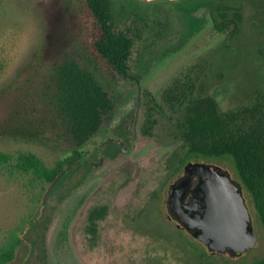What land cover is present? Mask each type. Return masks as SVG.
I'll list each match as a JSON object with an SVG mask.
<instances>
[{
    "label": "rangeland",
    "instance_id": "obj_1",
    "mask_svg": "<svg viewBox=\"0 0 264 264\" xmlns=\"http://www.w3.org/2000/svg\"><path fill=\"white\" fill-rule=\"evenodd\" d=\"M130 1L133 0H111L114 28L127 30L133 37L129 73L139 77L141 94L149 92L159 100L167 80L181 72L182 66L201 62L198 58L207 56L225 35L217 32L210 21L200 22L198 17L194 24L199 30L195 35L177 51L163 53L166 45L155 36L154 10H135ZM76 7L77 0H0V150L13 157L30 152L53 167L68 154L66 144L50 136L44 127L50 123L47 83L54 66L62 61L75 59L91 70L115 103L100 133L84 145L85 153L91 154L109 135L111 125L134 109L136 83L121 76L111 80L88 56L75 21ZM242 23L243 40L235 42V49L241 51L232 53L226 63L240 61L242 68L236 69L235 63L231 74L241 71L237 76L247 77L244 68L251 54L255 55V48L246 33L251 37L254 22ZM179 42L175 39L168 47ZM161 54L166 55L160 58ZM203 71L206 72V67ZM219 72L220 68L211 75ZM255 76L258 75L254 73ZM225 83L217 79L203 83V92L216 93L223 110L247 104L256 91L264 92V81L259 78ZM28 132L35 133L34 137L26 138ZM173 133L174 125L164 121L155 136L126 154L125 166L118 175L102 176L98 172L78 185H75L78 172L73 178L65 177L48 194L43 219L36 223L34 218L50 182L18 171L14 160L0 164V246L12 232L21 236L15 257L6 264H247L264 257V230L245 188L242 193L256 236L251 249L233 255L210 253L190 234L177 233L175 224L166 217L167 197L170 183L182 170L177 173L175 166L168 168V159L176 151L178 159L184 157L186 149L177 145ZM189 161L218 166L232 180L239 181L228 157ZM99 205L108 206L109 213L98 223L96 238L90 239L86 214ZM201 251L211 257H200Z\"/></svg>",
    "mask_w": 264,
    "mask_h": 264
},
{
    "label": "trees",
    "instance_id": "obj_2",
    "mask_svg": "<svg viewBox=\"0 0 264 264\" xmlns=\"http://www.w3.org/2000/svg\"><path fill=\"white\" fill-rule=\"evenodd\" d=\"M75 21L88 56L111 80L125 75L130 69L134 40L127 30H115L111 0H77ZM224 46L233 49L232 44ZM46 89L50 123L44 127L50 136L66 144L68 154L55 166L48 167L33 153L20 152L13 157L0 150V164L14 160L18 171L51 182L66 165L82 158L84 145L100 133L115 103L93 72L75 59L54 66ZM203 90V84L183 81L167 85L159 100L145 92L154 109L168 111V121L174 125L172 137L180 142V148L186 149L184 157L179 159L177 151L174 152L168 165L178 170L188 160L230 158L239 178L233 181L250 194L264 230V92L256 91L247 104L223 110ZM34 135L28 132L25 137ZM96 210L92 213L98 214ZM20 243L21 236L12 232L0 246V264L13 260ZM200 255L211 257L205 251ZM247 264H264V257Z\"/></svg>",
    "mask_w": 264,
    "mask_h": 264
},
{
    "label": "flooded vegetation",
    "instance_id": "obj_3",
    "mask_svg": "<svg viewBox=\"0 0 264 264\" xmlns=\"http://www.w3.org/2000/svg\"><path fill=\"white\" fill-rule=\"evenodd\" d=\"M130 2L133 6L135 5V7H133L135 10L139 9L143 12L150 11L151 9L154 10L153 12L155 15L152 16L156 26L154 23L153 25L157 27L155 36H157V38L159 37L166 45L163 53L167 51H177L181 45L185 44L189 37L195 35L194 33L199 30L197 28V30L195 29L194 24L199 20L196 19L198 17H200V22H202L203 19H207V21H210L213 24V27L217 32L225 35V39L219 42L215 48L210 49L207 52V56L203 55L198 58L201 62L196 63V61H193L192 64L188 66H182L181 72L174 75L170 81L167 80L165 82L166 86L183 81L203 84L208 81L212 82L213 79H217L223 83L227 80L241 83L244 82V80L248 79V81H250L255 78L264 81V0H153L150 2L133 0ZM244 21L254 22L252 24L253 28L251 37H249L247 33L246 37L247 40L254 43L252 48H255V55L251 54L249 61L245 65L244 69L247 70L245 73L247 77H245L244 74L238 77L237 75H240L241 71L236 75H232L231 68L234 67V64L236 63L238 65L236 69H240L243 66L242 63L240 61H234L227 64L226 60L231 57L232 53H240L241 51L240 49H235V42L243 40L244 34L242 33V22ZM226 22H228L229 25H226ZM221 26L222 29H219L218 27ZM175 39L180 41L179 44L169 48L168 45L172 44ZM227 44H232L231 47H233V49H227V47L224 46ZM164 55L166 54H161L160 58H163ZM204 67H206V72H202V68ZM219 68L221 69V72L211 75L213 70ZM254 73L258 76L254 77ZM121 77L126 80H134L137 86L138 83H140L139 77L131 76L129 71ZM211 95L217 102L216 93ZM147 96L148 95L145 93L141 94L137 113H135L134 106V109L120 119L118 123H113L111 125L109 135L102 139L91 154L85 153L84 151V155L81 159H78L63 168V170L67 169L66 173L54 185L49 195L56 190L60 185L61 180L63 181L65 177L70 178V176L73 178L76 174L75 172H78V178L75 183V185H78L84 180V178L93 176L98 172H100L102 176L106 173L107 176H111V174H113L112 176H115L123 170L122 166H125L126 154L132 149L139 148L140 142L149 140L155 136V132L160 129L164 121L169 122L167 117L168 111L157 108L154 109V107H152L153 102L150 101V98L148 99ZM164 114L166 117H164ZM176 143L177 145L180 144L178 141H176ZM169 162H172V154L168 159V163ZM188 162L189 160L178 170L174 169V172L177 171V173L181 170L182 171L177 175L173 182L170 183L169 194L172 186L185 177L184 166ZM168 168H170L169 165ZM197 182L198 179L196 177L191 179L190 190L182 201L184 204H187L189 198L193 195L192 189L195 188ZM169 194L167 197V219L175 224L177 233L180 234L184 231L194 237V231L185 227L184 224L177 219L176 214L171 211L169 207ZM46 203L47 201L45 200L43 202L42 199V207L34 218L35 223L36 221H41V219H43V214L46 211ZM95 209H97L96 213L98 214L92 213ZM108 213L109 207L105 205L94 206L87 211L86 231L89 233L90 239L96 238L99 232L98 223L103 221ZM194 240L199 242L195 237ZM199 243L202 244L201 242ZM203 246L206 247L205 245ZM206 249L210 253H218L211 251L207 247ZM227 253L233 255V253L229 251H227ZM34 257L36 258V256ZM40 257L44 258L45 256H42L41 253Z\"/></svg>",
    "mask_w": 264,
    "mask_h": 264
},
{
    "label": "water",
    "instance_id": "obj_4",
    "mask_svg": "<svg viewBox=\"0 0 264 264\" xmlns=\"http://www.w3.org/2000/svg\"><path fill=\"white\" fill-rule=\"evenodd\" d=\"M150 2L153 0H141ZM141 86H137L135 113L139 109ZM67 169L59 172L43 195V202ZM185 177L174 184L169 194V207L194 237L214 252L238 254L254 247L256 236L243 197L242 188L218 166L204 161H189L184 166ZM198 182L187 204L182 201L190 190L191 179Z\"/></svg>",
    "mask_w": 264,
    "mask_h": 264
}]
</instances>
